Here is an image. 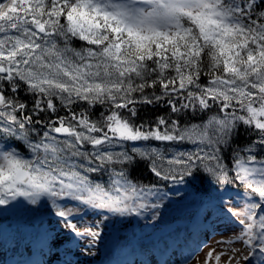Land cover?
<instances>
[{"label":"snow or ice","instance_id":"snow-or-ice-1","mask_svg":"<svg viewBox=\"0 0 264 264\" xmlns=\"http://www.w3.org/2000/svg\"><path fill=\"white\" fill-rule=\"evenodd\" d=\"M139 163L222 191L202 264H264V0H0V211L47 205L87 252V209L158 219Z\"/></svg>","mask_w":264,"mask_h":264},{"label":"trees","instance_id":"trees-1","mask_svg":"<svg viewBox=\"0 0 264 264\" xmlns=\"http://www.w3.org/2000/svg\"><path fill=\"white\" fill-rule=\"evenodd\" d=\"M95 111L98 115L101 111L100 107L97 106ZM60 114H64L63 110ZM162 114H164L162 107L140 106L137 123L155 120L158 115ZM241 132L238 143L244 144L247 142L246 134L243 129ZM132 176L145 184H156L163 192L167 193L166 198L174 199L180 204L186 201L190 203L193 207L191 219H178L170 228L157 230L148 235L142 234L136 216L131 217V221H133L129 226L109 223L107 234L99 248L100 257L94 258L89 264H170L169 261L171 263L182 262L187 258L189 252H193L202 243L203 231H210L212 221L221 218L216 204L222 191L217 189L215 184L207 178L197 179L187 184L158 181L149 172L146 163H139L133 169ZM229 189L228 195L232 196L240 191L238 187L232 185H229ZM226 198L227 196H225ZM206 202L210 207H203ZM202 207L203 209L200 210ZM85 211L91 212L90 209ZM206 212L208 216H206ZM48 215L54 214L49 210H39L36 217L41 218V222L34 217V220L29 224L16 219L10 233L3 228L0 222V251H5L2 254L0 252V260L9 252L13 253L14 260H24L29 254L30 241H38L41 225L46 224ZM37 245L35 244L36 247Z\"/></svg>","mask_w":264,"mask_h":264},{"label":"rangeland","instance_id":"rangeland-1","mask_svg":"<svg viewBox=\"0 0 264 264\" xmlns=\"http://www.w3.org/2000/svg\"><path fill=\"white\" fill-rule=\"evenodd\" d=\"M203 207H210V205L206 202L203 204ZM203 207L200 210H202ZM39 210L50 211L49 206L47 205H26L25 208L2 210L0 211L1 225L6 231H8V233H10V230H13L16 219L29 224L30 221L34 220V217H36ZM192 210L193 207H191L190 203L187 201L180 204L174 199L165 198L159 209L160 214L156 221H152L150 215L136 217V219L139 221L142 234L148 235L155 233L157 230L170 228L173 226L174 222L178 221V219H191ZM206 216H208L207 212ZM131 217L132 216L123 218L110 217L107 221L100 223L102 217L98 218L93 215L92 211L87 212V215L81 213L80 219L75 221L78 225L83 226L90 223L93 225L97 223L100 224L99 228L96 229L100 231V237L92 246H90L88 251L85 252L83 249L84 246L88 244L87 239L78 238L74 233L64 227L63 221H60L55 215H48L46 224L41 225L38 241L35 242L34 240H31L28 245V256L24 260L16 261L14 260L13 253L9 252L8 254L6 253L5 257L2 256L0 264H89L94 258L100 257L99 248L105 239L109 223L129 226L133 221H131ZM38 220L41 222L42 219L39 218ZM4 221H10V225H4ZM228 228L229 225L224 219H215L211 223V230L206 232L203 231V238L201 240L203 243L199 245L200 250L198 252H189L188 257L182 262L171 263L169 261L168 263L202 264L209 248L215 245V241L220 239L221 235L225 233ZM35 244H38L37 247ZM4 252L5 251L2 250L1 254Z\"/></svg>","mask_w":264,"mask_h":264},{"label":"water","instance_id":"water-1","mask_svg":"<svg viewBox=\"0 0 264 264\" xmlns=\"http://www.w3.org/2000/svg\"><path fill=\"white\" fill-rule=\"evenodd\" d=\"M4 225H10V221H4Z\"/></svg>","mask_w":264,"mask_h":264}]
</instances>
